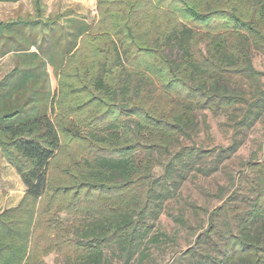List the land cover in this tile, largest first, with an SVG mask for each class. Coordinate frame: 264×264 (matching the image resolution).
Masks as SVG:
<instances>
[{
    "label": "trees",
    "instance_id": "obj_1",
    "mask_svg": "<svg viewBox=\"0 0 264 264\" xmlns=\"http://www.w3.org/2000/svg\"><path fill=\"white\" fill-rule=\"evenodd\" d=\"M31 3L30 19L0 23V58L14 67L0 78V155L24 187L0 214V264H105V251H130L158 218L172 165L155 176L154 157L191 141L198 114L208 128L206 111L244 107L249 120L264 108V86L247 98L233 83L264 76L252 60L264 54V0H96L90 25ZM62 20L73 23L63 33ZM250 166L251 210L237 236L213 221L222 207L207 213L200 237L218 257L201 264H264V160Z\"/></svg>",
    "mask_w": 264,
    "mask_h": 264
},
{
    "label": "rangeland",
    "instance_id": "obj_2",
    "mask_svg": "<svg viewBox=\"0 0 264 264\" xmlns=\"http://www.w3.org/2000/svg\"><path fill=\"white\" fill-rule=\"evenodd\" d=\"M42 2L47 9L45 18L49 19L57 14L72 12L79 21L90 25L97 15L96 0ZM27 14L33 15L31 0L12 6L0 4L1 22L6 23ZM60 22L59 31L62 33L73 26L72 22ZM252 60L255 69L264 74V54L252 50ZM13 68L11 56L0 58V78ZM48 73L49 95L52 98L57 90V81L51 68ZM233 83L236 90L244 92L247 98H253L255 88L264 86V76L259 82L236 79ZM244 112V107L216 114L206 111L208 128L201 114H198L197 132L191 141L181 139L171 145V155L153 158L157 165L155 176L162 174L167 163L171 162L172 165L167 186L169 192L160 201L158 218H149L148 223L153 228L147 234V239L136 243L130 251L116 247L105 251V264H124L126 257L125 264H201L209 256L218 257V252L200 237L207 227V213L222 207L220 213L213 216V221L221 234L231 231L237 236L240 218L251 210L254 200L250 180L255 178L256 170L248 166L264 160V108L254 119L243 120L241 116ZM228 113L236 116L234 120L226 117ZM192 145L197 151L185 154V149H191ZM235 146V151L228 150ZM201 150L209 153L198 159V151ZM23 194L24 187L19 176L0 155V214L3 210L16 207ZM61 220L65 223L78 221L66 214H62ZM213 239L215 241L214 236ZM217 246L220 248L221 242L217 241ZM46 263L60 264L61 259L50 255Z\"/></svg>",
    "mask_w": 264,
    "mask_h": 264
},
{
    "label": "crops",
    "instance_id": "obj_3",
    "mask_svg": "<svg viewBox=\"0 0 264 264\" xmlns=\"http://www.w3.org/2000/svg\"><path fill=\"white\" fill-rule=\"evenodd\" d=\"M23 2H27V0H24V1H22V2H18V3H12V4H7V3H0V4H6L7 6H9V5L12 6V5H17V4H19V3H23ZM30 16H31V15L27 14V16H19V17L13 18V19H11V20H8L9 22L4 23V22H1V21H0V23L3 24V25H5V24H9V23L17 22V21H26L27 19H30V18H29ZM5 36H6V35H4L3 39L0 40V42L2 41V42L0 43V47H1L2 44L6 41ZM30 51L35 52V49H34V48H31ZM10 52L13 54V51H10Z\"/></svg>",
    "mask_w": 264,
    "mask_h": 264
}]
</instances>
